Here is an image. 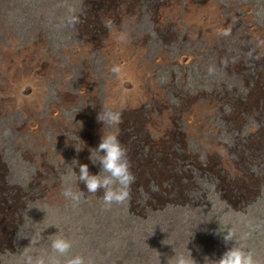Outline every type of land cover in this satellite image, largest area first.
Returning <instances> with one entry per match:
<instances>
[{
	"label": "rangeland",
	"instance_id": "374dc122",
	"mask_svg": "<svg viewBox=\"0 0 264 264\" xmlns=\"http://www.w3.org/2000/svg\"><path fill=\"white\" fill-rule=\"evenodd\" d=\"M103 134L136 177L110 207L78 179ZM220 222L264 264V0H0V264H214Z\"/></svg>",
	"mask_w": 264,
	"mask_h": 264
},
{
	"label": "clouds",
	"instance_id": "9594fccd",
	"mask_svg": "<svg viewBox=\"0 0 264 264\" xmlns=\"http://www.w3.org/2000/svg\"><path fill=\"white\" fill-rule=\"evenodd\" d=\"M70 22L77 23L78 19L73 17ZM219 35L228 36L230 31L225 29L219 32ZM117 39L120 42H126L127 37L121 33ZM112 71L120 74L122 70L120 67H114ZM97 120L102 122L104 126L109 124L118 125L121 122V113L110 109L102 110L98 113ZM76 150L80 151L82 148L76 145ZM95 150L96 153L101 155H99L98 160L94 159L91 151L90 159L93 164L98 162L101 170L98 174H92L88 164H79L77 160V164H79V182L84 183L87 192L90 194H96L103 189L102 199L105 206L110 207L114 203H124L130 194L128 189L136 179L131 171L127 148L120 143L115 135L103 134L101 142ZM101 173H106V175L102 176ZM63 195L66 199L74 202H78L80 199V194L73 193L70 190H65ZM162 230L164 229L162 228ZM213 234L221 236L226 245L233 240L236 241L231 247L227 248L218 260H214V264H257L254 253L251 250H246V246L237 239L230 227H222L220 222V228ZM71 247L72 242L64 237H56L51 241L52 250L61 256L69 253ZM193 259L191 253V258L178 257L174 264H192ZM23 264H43V261L34 262L33 257L25 253L23 255ZM67 264H85V260L82 256H75L69 259Z\"/></svg>",
	"mask_w": 264,
	"mask_h": 264
}]
</instances>
